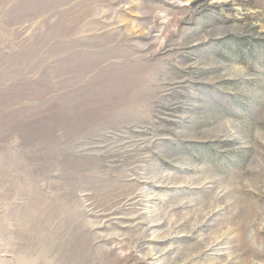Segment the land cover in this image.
I'll return each instance as SVG.
<instances>
[{"label":"rangeland","instance_id":"1","mask_svg":"<svg viewBox=\"0 0 264 264\" xmlns=\"http://www.w3.org/2000/svg\"><path fill=\"white\" fill-rule=\"evenodd\" d=\"M0 264H264V0H0Z\"/></svg>","mask_w":264,"mask_h":264}]
</instances>
